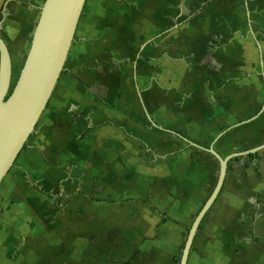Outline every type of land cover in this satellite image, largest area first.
Returning <instances> with one entry per match:
<instances>
[{
  "label": "crops",
  "instance_id": "obj_1",
  "mask_svg": "<svg viewBox=\"0 0 264 264\" xmlns=\"http://www.w3.org/2000/svg\"><path fill=\"white\" fill-rule=\"evenodd\" d=\"M89 1L87 0L88 3ZM92 1L95 2V8L94 6L92 8L96 11L99 5L105 9V12L102 10L94 12L99 17L101 15L103 21L117 13H129L134 23L145 21L152 24L146 25L144 27L146 29L139 31V41L145 40L148 34L163 30L159 35L160 59L157 55H152L156 51L154 44L149 43L147 50L150 55L147 60L153 63L159 59L161 64L158 66L156 62L155 67L158 69L154 68L152 72V78L156 79L152 87L155 92L154 112L152 113L147 103L145 107L152 120L158 118L159 121L153 120L157 126L175 127L176 132L173 133L179 134L185 126L194 124L193 119L196 123L199 121L209 123L213 114L216 120L218 109L223 113L225 107L230 108L232 91L239 94V105L244 104L245 108L249 106L253 109L255 99L260 106L257 114L261 111L264 104V84L253 83L255 85L253 95L248 94L246 86L256 77L262 78L264 82V32L256 33L252 25L253 7L258 4L263 13L264 2L257 3L256 0ZM44 3L45 0H0V38L8 48L12 66L19 60L23 47L31 44ZM87 5L83 14L88 10ZM131 7L132 10L129 11ZM183 15H186L185 19L179 23L178 19ZM177 20L179 25H171ZM132 26L126 25L123 30L127 31L129 28L131 34L137 35L138 25L135 29ZM122 34L125 35L123 32ZM75 40L76 35L74 42ZM113 52L118 53L116 48ZM123 61L129 62V59ZM136 62H139V59H136ZM150 62L144 61L151 65ZM174 63L176 64L173 65ZM222 64L225 65L224 68H221ZM120 65L121 62L113 60L111 65L105 66L114 69ZM134 74L136 77V73ZM136 90L141 94L138 86ZM82 105L80 107L73 105L66 110L67 105L63 104L60 105L59 110L54 109L51 113L47 127H53L52 135L57 137L53 142V149L71 146L70 144L77 140L81 143L88 140L94 132L102 129L103 123L93 122L88 116L92 110H95L94 107L89 108L84 105L81 107ZM96 106H102V103H97ZM118 108L121 111L120 106ZM134 109L135 113L140 112L137 105ZM61 110L63 113H60ZM58 114L62 115V121L57 119ZM231 114L225 123L223 119H219L218 122L229 125ZM145 116L147 119L146 113ZM147 121L149 122L148 119ZM243 122L234 126L248 125L241 124ZM149 124L151 125L150 122ZM150 125L145 127L143 123V126L138 127L130 122L115 129L126 131L130 140L135 143L136 139L142 138L136 137L133 131L148 141L152 139L151 131L155 128ZM229 128L231 126L221 131L219 135ZM48 136L51 134L49 133ZM181 136L191 141L187 136ZM225 136L214 146L222 157L226 156L217 150L216 145ZM167 142L170 147L177 146V143H173L170 139ZM186 145L185 143V147L169 152L181 151L168 157L169 153H158L156 149L147 148L140 151L135 146L132 147L135 153L131 156L143 159L141 160L144 170L143 193L118 201L98 198L93 192L79 191L92 193L97 201H104L101 204L94 203L87 196L79 195L91 205L117 206V208L124 206L128 212L133 211L132 218L128 219L122 214L121 218L117 216L116 220L121 221L123 231L126 230L127 220L138 223V229L135 228L136 225L132 228L130 224L127 240H121L116 236H112L111 239L106 236L104 239V229H99L96 235L100 239L97 241V253L94 258L88 254L87 234H81L84 230L79 236L78 260L76 253L72 252L69 263L64 264H179L188 231L212 193L218 177L216 160L206 153L196 154L195 151H189ZM33 149V145L31 147L29 145L27 150L22 151L30 154L19 161L18 166L15 165L5 188H0V249L10 245L9 236L5 234L9 232L2 229L4 224L14 223V226L25 230L19 236L20 247L24 245L25 239L36 238L34 243L40 242L39 221L31 207L41 205V200L43 202L46 200L40 198H44V194L51 193L58 171L55 163L45 167L43 160H40L41 165L37 166L34 162L38 159L34 157ZM137 151L139 155H136ZM69 155L71 158L74 154ZM190 161L201 163L203 169H198L201 167L199 165L192 167ZM191 169L193 173L189 174ZM41 170H44V173ZM42 174H45L44 177ZM21 178L25 179L22 183L18 182ZM172 178H179L183 183L180 186L182 191L180 201L175 202L172 196L176 190ZM189 186L193 191L188 193L189 196H185ZM138 189L139 186L135 185V193ZM187 197H190V200H186ZM137 211H143L144 214L140 215ZM162 214L168 219L165 223H162ZM32 248L34 251L31 256L38 257L39 247ZM188 264H264V153H258L256 161L245 157L229 163L223 189L199 228Z\"/></svg>",
  "mask_w": 264,
  "mask_h": 264
},
{
  "label": "rangeland",
  "instance_id": "obj_2",
  "mask_svg": "<svg viewBox=\"0 0 264 264\" xmlns=\"http://www.w3.org/2000/svg\"><path fill=\"white\" fill-rule=\"evenodd\" d=\"M256 2L264 1L256 0ZM106 5L108 7V4ZM87 7L88 10L84 12L78 24L76 40L70 50L65 70L48 106L29 138V145L30 147L33 145L34 148L32 153L38 159L34 163L40 166L39 161L43 160L45 167H50L51 163H55L58 171L56 180L53 182L54 188L50 190L51 193L44 194V198H40L46 199L45 203L41 200V205L31 207L39 221L40 242L35 244L36 238L25 239L24 245L20 247L21 245L18 244L19 236L25 230L14 226V223L12 225L4 224L2 229L9 232V234H5L9 236L8 242L10 245L0 249V264H64L66 262L69 263L72 252L76 253L78 260V241L80 233L84 230L81 234H87L89 243L88 254L93 258L97 253V241L100 239L96 235V232L100 231L99 229H104V239L106 236L109 239L112 236H116L120 237L121 240H127L129 225L131 224L132 228L134 227L133 225H136L135 228L138 229V223H131L127 220L124 232L123 227H121V221H117L116 217L119 216L121 218L123 214L128 219L132 218L134 216L133 211L128 212L124 206L121 208H117V206L97 207L75 193L79 191L93 192L94 195L96 193L98 198L118 201L143 193L144 170L141 162L143 159L131 156L135 153L132 147L135 146L140 151L152 148L156 149L158 153H169L185 147V143L178 138L157 129L151 131L152 139L150 141L133 131L136 137L142 138L141 140L136 139L135 143L130 140L126 131L115 129L122 125H128L130 122L138 127L143 126V123H145V127L150 125L139 100L136 86L139 87L145 107L147 103L153 113L155 92L152 87L156 79L152 78V72L154 68L158 69L155 67L156 62H158V66L161 65L159 61V35L163 30L151 35L148 34L145 40L139 41V31L146 29L144 28L146 25L152 24L145 21L139 24L134 23L129 13H117L113 17L105 18L107 20L103 21L104 19L101 18V15L99 17L94 14V12H100L101 10L105 12L102 6L99 5V9L97 8L96 11L93 9L95 8V2L90 0ZM253 9V30L261 34L264 32V12L260 11L261 7L258 4ZM131 10L132 7L129 8V11ZM185 17L186 15L180 17L178 19L179 23ZM178 20L171 23V25H179ZM126 25H133V29L138 25L137 35L131 34L129 28L127 31L123 30ZM149 43L155 45L156 51L152 55L159 57L153 63L147 60L150 56L147 51ZM29 47L30 44L28 47H23L19 54V60L12 66V88L18 80ZM115 48L118 53L113 52ZM124 59H129V62L123 61ZM136 59L142 62H136ZM113 60L121 62V65L118 68L108 69L105 65H111ZM143 60L150 62L151 65L144 63ZM135 63L136 69L134 68ZM224 66L222 64L221 68H224ZM134 73H136V77ZM253 83L264 84L262 78L256 77L246 86L248 94H252L255 91ZM230 95L232 96V102L229 104L230 108L225 107L223 113H220V109H218L216 120L213 114L209 123L204 121L196 123L193 119L194 124L185 126L182 133L179 134L187 136L197 144L209 147L213 139L221 131L250 119L260 110V106L255 99L253 109L249 106L245 108L244 104H238L239 94L236 91H232ZM100 102L102 106H96ZM63 104L67 105L66 110H69L73 105L80 107L82 104L84 107H94L95 110H92L88 116L93 122L103 123L102 129L94 132L88 140L81 143L77 140L70 144L71 146L63 148L60 146V148L53 149V142L57 137L52 135L54 128L47 127V123L53 110H59L61 108L60 105L63 106ZM116 105L120 106L121 111ZM135 105H137L140 112L135 113ZM60 113H63V110ZM230 114L232 117L230 124H224ZM57 117L59 121H62L61 114H58ZM219 119H223L224 123L220 124L218 122ZM153 120L159 121L158 118ZM59 125L62 126L60 123ZM162 126L170 132H176L175 127ZM49 133L51 136H48ZM169 139L173 143H177V146L170 147L167 142ZM262 143H264V113L248 125L232 130L224 139L217 143L216 148L223 156H227L249 150ZM188 149L194 152L191 148ZM70 153L74 154L71 158H69ZM29 154L30 152L27 151L22 152L15 165L18 166L21 160ZM136 155H139V151L136 152ZM198 165L201 166L198 169H203L201 163L191 162L192 167H197ZM14 167L3 180L0 186L1 189L5 188L11 173H13L12 171L15 169ZM216 170L218 175V164ZM41 171L44 173V170ZM188 173L192 174L193 170L191 169ZM44 175L42 174L43 177ZM24 180V178H21L18 182L22 183ZM171 180L176 189L172 196L175 202L180 201L182 197L180 186L183 183L179 178H172ZM135 185L139 186L137 193L134 191ZM93 187L95 188L94 190ZM164 188L167 192L166 187ZM187 189L189 190L186 191L185 196H189L188 193L193 191L190 186ZM41 195L39 194V196ZM33 197L36 198L35 195ZM185 199L190 200V197ZM137 212L140 215L144 214L143 211ZM113 218L115 219L114 221L112 220ZM33 246L40 249L38 257L31 256L34 251Z\"/></svg>",
  "mask_w": 264,
  "mask_h": 264
},
{
  "label": "water",
  "instance_id": "obj_3",
  "mask_svg": "<svg viewBox=\"0 0 264 264\" xmlns=\"http://www.w3.org/2000/svg\"><path fill=\"white\" fill-rule=\"evenodd\" d=\"M86 3L87 0H45L24 65L13 88L10 53L0 38V186L33 134L57 87ZM138 96L147 119L155 129L172 134L190 147L210 155L219 166L215 187L187 234L179 264H188L199 228L223 189L229 163L264 151V143L250 150L222 157L214 148L216 142L240 125L227 129L209 148H204L157 126L148 115L141 94L138 93ZM263 113L264 104L256 116L241 124H249Z\"/></svg>",
  "mask_w": 264,
  "mask_h": 264
},
{
  "label": "trees",
  "instance_id": "obj_4",
  "mask_svg": "<svg viewBox=\"0 0 264 264\" xmlns=\"http://www.w3.org/2000/svg\"><path fill=\"white\" fill-rule=\"evenodd\" d=\"M83 15V14H82ZM196 15H197V13H196ZM139 62H142V61H140L139 60ZM64 70H65V67H64ZM64 70H63V72H64ZM63 74V73H62ZM48 106V105H47ZM253 117V116H252ZM251 117V118H252ZM250 118V119H251ZM249 120V119H248ZM29 148V140H28V142L25 144V146H24V148H23V151H25V150H27ZM186 148H191V149H193V151H195V153L196 154H205V153H203L202 151H200V150H198V149H195V148H193V147H190L189 145H186ZM181 151H176V152H172V153H169L168 155H167V157L168 156H172V155H176V154H179ZM207 155V154H206ZM20 156V155H19ZM257 156H258V154H255V155H250V156H248L247 158L249 159V160H252V161H256V159H257ZM18 159H19V157L17 158V160H16V162L18 161ZM239 160H241V158H237V159H235V160H233V161H239ZM16 162H15V164H16ZM231 163V162H230ZM15 164H14V166H15ZM13 166V167H14ZM78 195H84V196H87L91 201H93L94 203H104V201H97L95 198H94V196H93V194L92 193H89V194H86V193H83V192H79V193H77ZM162 217H163V221H162V223H165L168 219H166V217H165V215H161Z\"/></svg>",
  "mask_w": 264,
  "mask_h": 264
}]
</instances>
